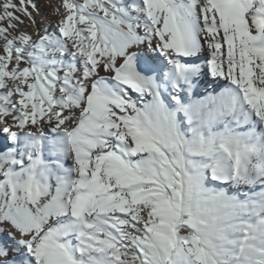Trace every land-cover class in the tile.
I'll return each instance as SVG.
<instances>
[{"label":"snow or ice","instance_id":"snow-or-ice-1","mask_svg":"<svg viewBox=\"0 0 264 264\" xmlns=\"http://www.w3.org/2000/svg\"><path fill=\"white\" fill-rule=\"evenodd\" d=\"M48 6L0 0V264H264V0Z\"/></svg>","mask_w":264,"mask_h":264},{"label":"rangeland","instance_id":"rangeland-1","mask_svg":"<svg viewBox=\"0 0 264 264\" xmlns=\"http://www.w3.org/2000/svg\"><path fill=\"white\" fill-rule=\"evenodd\" d=\"M56 2H57V0H38V4H39V9H40V10H39V12L34 13L36 19H37L38 21H40V18H41L40 14H41L42 12H44V9H47V10L50 9V10H52V8L49 7L48 5H49V4H55ZM25 27H27V29H28L29 31H31L32 28H34V26L27 24V22H26Z\"/></svg>","mask_w":264,"mask_h":264},{"label":"bare ground","instance_id":"bare-ground-1","mask_svg":"<svg viewBox=\"0 0 264 264\" xmlns=\"http://www.w3.org/2000/svg\"><path fill=\"white\" fill-rule=\"evenodd\" d=\"M52 11H53V9H52V10H50V9H49V10L44 9V12H42V13L40 14V16H41L40 21H41V20H47V19H51V20L54 21L55 17L50 15V13H52ZM31 31L34 32V31H35V27L32 28Z\"/></svg>","mask_w":264,"mask_h":264}]
</instances>
